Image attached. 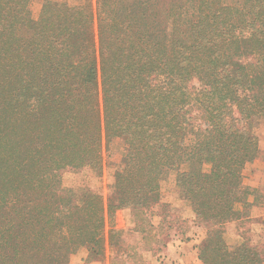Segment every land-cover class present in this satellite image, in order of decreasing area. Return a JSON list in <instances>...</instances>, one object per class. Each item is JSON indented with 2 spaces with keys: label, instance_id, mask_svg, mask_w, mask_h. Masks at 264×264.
Masks as SVG:
<instances>
[{
  "label": "trees",
  "instance_id": "1",
  "mask_svg": "<svg viewBox=\"0 0 264 264\" xmlns=\"http://www.w3.org/2000/svg\"><path fill=\"white\" fill-rule=\"evenodd\" d=\"M167 1L45 3L33 19L30 0H0V264H68L82 247L103 258L122 233L106 222L127 209L145 232L167 171L205 227L201 264L264 263L223 228L259 152L264 0H197L189 22ZM116 138L106 203L59 194L64 170L100 173Z\"/></svg>",
  "mask_w": 264,
  "mask_h": 264
},
{
  "label": "rangeland",
  "instance_id": "2",
  "mask_svg": "<svg viewBox=\"0 0 264 264\" xmlns=\"http://www.w3.org/2000/svg\"><path fill=\"white\" fill-rule=\"evenodd\" d=\"M160 1L164 2L163 4L168 2ZM64 2L79 4L83 0H30L29 15L36 19L45 3L59 5ZM173 2L182 6L184 21L189 22L193 19L197 0H174ZM187 27L188 24L185 23L184 29ZM255 133L259 139V152L257 157L246 164L242 170V182L238 190L242 200L235 204V208L242 212L241 218L225 223L223 228L224 238L228 244L245 240L264 250V119L255 127ZM190 141L191 137H188L187 143ZM124 150L125 144L122 140L114 139L103 152L100 173L88 168L64 170L57 187L59 194L69 196L73 190L87 187L99 194L106 203L115 172L123 160ZM208 168V165L204 166L205 170ZM163 177L165 178L160 185L159 201L151 206L147 213L150 222V225L146 227L147 230L145 232L131 230L134 220L129 210H117L113 220L106 222L105 230L110 225L122 230L119 241L112 248L106 246L103 258H96L93 264H175L177 259L172 258L178 253L177 249L184 244L188 248L182 253L187 254L188 263L186 264L198 263L196 260L198 246L203 240L205 227L194 221L188 202L179 198L178 189L174 183V172L167 171ZM168 247L174 249L171 253L172 257H168ZM189 253L192 254V259ZM86 260L88 261L86 250L82 247L71 254L68 264H85ZM177 264L182 263L177 262Z\"/></svg>",
  "mask_w": 264,
  "mask_h": 264
},
{
  "label": "crops",
  "instance_id": "3",
  "mask_svg": "<svg viewBox=\"0 0 264 264\" xmlns=\"http://www.w3.org/2000/svg\"><path fill=\"white\" fill-rule=\"evenodd\" d=\"M174 249H171V247L169 248L168 247V257H172V251H173ZM175 250H176V248H175ZM178 250V253H176L175 254V252H174V257L172 258V259H177V262H181L182 264H186V263H188V261H187V259H186V256H187V254H185V255H183L182 253L183 252H185L186 250H188V248H187V246H186V244H184V245H181L180 247H179V249H177ZM190 250H192L193 251V249H190ZM194 254H195V256H196V252H195V250H194ZM189 255H190V258L192 259L193 258V256H192V254L191 253H189ZM194 258H196V257H194ZM99 259H101V258H99ZM93 260H95V259H93V258H88V261L86 260V262H85V264H93ZM196 260H198L197 258H196ZM99 261V260H98ZM183 261H184V263H183ZM194 261V260H193ZM177 262L175 263V264H177ZM198 263L197 264H199L200 262H199V260L197 261Z\"/></svg>",
  "mask_w": 264,
  "mask_h": 264
}]
</instances>
